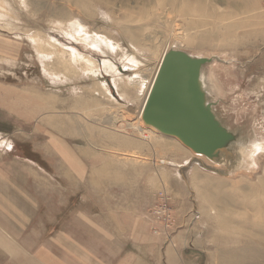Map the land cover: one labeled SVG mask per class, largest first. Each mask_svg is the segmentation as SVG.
<instances>
[{"label": "rangeland", "instance_id": "rangeland-1", "mask_svg": "<svg viewBox=\"0 0 264 264\" xmlns=\"http://www.w3.org/2000/svg\"><path fill=\"white\" fill-rule=\"evenodd\" d=\"M0 1L8 5L0 15V146L14 145L0 172L13 164L15 188L4 198L36 204L17 222L35 234L12 235L15 220L0 219L10 236L0 235V264H96L123 248L176 240L180 264H264V0ZM57 22L100 35L106 46ZM37 32L61 47H38ZM171 46L215 57L204 69L209 96L251 144L244 154L233 147V156L211 162L140 118ZM70 48L94 58V72L58 62L55 54ZM140 75L147 82L138 93ZM122 76L132 85L116 82Z\"/></svg>", "mask_w": 264, "mask_h": 264}, {"label": "water", "instance_id": "water-1", "mask_svg": "<svg viewBox=\"0 0 264 264\" xmlns=\"http://www.w3.org/2000/svg\"><path fill=\"white\" fill-rule=\"evenodd\" d=\"M215 57L193 55L171 46L166 49L143 106L145 125L177 138L211 162L243 154L249 148L240 131L231 129L210 99L204 69Z\"/></svg>", "mask_w": 264, "mask_h": 264}, {"label": "crops", "instance_id": "crops-1", "mask_svg": "<svg viewBox=\"0 0 264 264\" xmlns=\"http://www.w3.org/2000/svg\"><path fill=\"white\" fill-rule=\"evenodd\" d=\"M0 136H2V135H0ZM8 141H10V140H8ZM4 144L2 146H0V152H1L0 157H2L4 155V158H5L6 154L10 155L9 152H11L13 150L14 145H13V143H12V146L8 145L6 143H4ZM4 158H3V160H4ZM7 165L11 166V167L13 166L12 163H7ZM8 166H6V168H5L4 164H3L1 166L3 171L0 172V175H1V177H0V197L3 198V199L0 198V219H3V220L4 219H13V220H15V225H13L14 227L11 226L13 228L11 230L12 235H16V236L20 237L22 235H25V233H28V232L35 234L36 232H32L33 230H30L29 228L27 230H24L25 228L23 229V226L22 225L19 226V224L17 223V222H21V220L24 221V220L30 219L29 212H28V216L25 215V212L28 209H29V211H31V210L35 211L36 204L34 202V199L31 197L24 196V197L18 198L19 200L7 201L4 198V194L6 192L11 194V193H14V189H15V188H12V187H14V184L11 181V173L12 172H10L8 170L9 169V168H7ZM26 206H27V208H25ZM9 213H11V215H9ZM16 224H18V225H16ZM8 232H9V230H7L6 228H4L3 231L0 229V235L5 236V238L9 237L8 240H10V236H8V234H9ZM12 240H14L15 242H18L17 241L18 238L13 237ZM172 242H174V241H172ZM31 245L36 246L35 242H32ZM13 246H14V244H13ZM57 246L59 247V249H63L62 244L54 245L53 246L54 249ZM144 246H147V245L137 244V245H135V247L137 249H135L133 251L128 250L126 248H123L122 249L123 254H121L118 259L112 260V259L108 258V256H107V259L97 260L96 264H149L148 260L146 259V255H148V253L143 254L142 253L143 250L141 248H145V251H149V252H151L150 254L155 255V264H164V261L167 264H180V262H179L180 261V258H179V250H180L179 248L180 247L178 246L177 240L174 242L173 245L171 243H168L167 245L152 244V245H150L151 246L150 248L144 247ZM65 248H67V247H65ZM76 248H77V254H76L77 259H79V257H81L83 255L85 247L83 245L77 244ZM28 249H29L28 252L31 255L32 251L30 250L29 246H28ZM79 251L82 253H80ZM51 253H52V251L49 250V256H51ZM78 255H79V257H78ZM31 257H32V255H31ZM79 260H81V259H79ZM84 260H81L82 262H80V263L83 264ZM84 263L91 264L90 261H86ZM69 264H70V262H69Z\"/></svg>", "mask_w": 264, "mask_h": 264}, {"label": "bare ground", "instance_id": "bare-ground-1", "mask_svg": "<svg viewBox=\"0 0 264 264\" xmlns=\"http://www.w3.org/2000/svg\"><path fill=\"white\" fill-rule=\"evenodd\" d=\"M232 1V0H231ZM233 2L235 3V1L233 0ZM233 4V3H232ZM237 6V5H236ZM8 7V5H7V3L6 2H3V1H0V15H2V17H4L5 16V14L4 13H2L3 11H5L6 12V10L8 9L7 8ZM57 24H58V26L59 27H63V30L65 31V32H68V33H70L71 35H73V36H75L76 38H78V40H84V41H87V42H89V43H92L93 44V46H95V47H97V48H102L103 49V47L104 46H106V40H105V38L104 37H102V36H100V35H96V36H93V35H90L89 33H87V32H83V33H77V32H75V31H72L70 28L68 29V28H66V27H64L63 25H62V22H57ZM31 37L32 38H34L33 40L38 44L37 46L38 47H40V48H44V47H46V48H44L43 50H46V49H54L55 50V48L58 46L54 41H52L51 39H50V37H48V36H46V35H43L41 32H37L36 34L35 33H33V34H31ZM14 45H12V44H8V43H5V45H4V48H3V50L4 51H7V52H13L14 51ZM50 47V48H49ZM58 47H61V46H58ZM68 51V52H67ZM164 54V53H163ZM57 57V61L59 62V60H63V62H64V64H65V66L66 67H68V68H70L71 69V71L72 72H79V71H85V72H87V71H91V72H94V70H95V68H97V65H98V63H97V61L94 59V58H91L90 56H88V55H85V54H83V53H80V52H77L76 50H74V49H66V50H59L58 51V53H56L55 54ZM162 57H163V55H162ZM162 57H161V59H160V62H161V60H162ZM104 63H106V61L104 62ZM109 64V63H108ZM159 65H160V63H159ZM136 66H138L137 64H136ZM92 67V68H91ZM106 67H108V65L106 66ZM110 68H112V67H109V69ZM158 68H159V66H158ZM158 68H157V70H158ZM110 70H112V69H110ZM112 71H114V72H117V70H112ZM47 72L48 73H52V74H54V75H51V76H53V78H55V79H59V76H56V72H51V71H48L47 70ZM118 73V72H117ZM156 73H157V71H156ZM156 73H155V75H154V77H153V79L151 80V82H150V84H149V86L147 87V91H146V96H145V98H144V101H143V103H142V106H141V111H140V118H141V114H142V110H143V106H144V104H145V101H146V98H147V95H148V93H149V90H150V88H151V86H152V83H153V81H154V78H155V76H156ZM116 75H119V74H116ZM137 80V82H138V86H137V91H138V93H141L142 91H143V88L145 87V84H146V82H147V80L146 79H144L141 75L136 79ZM116 82H118L119 84H121V83H124V84H131L132 85V82H134V79L133 80H127V78L126 77H120V78H116ZM104 86V89L107 91H109V89L107 88V84H104L103 85ZM121 93H125V95H127V93L125 92V91H121ZM83 113V112H82ZM90 113V112H89ZM82 115V114H81ZM84 115H85V112H84ZM65 119V118H64ZM55 121V120H54ZM66 121V120H65ZM72 121V120H71ZM75 121V120H74ZM61 122H63V121H61ZM67 122H70L69 120L67 121ZM79 122H78V120L75 122V125L76 124H78ZM73 124V123H72ZM82 123H80V125H81ZM63 125V124H62ZM61 125V126H62ZM122 124H120L119 125V127L121 128V130L123 131V132H127V128L126 127H124L123 125L121 126ZM137 125V124H136ZM70 126V125H69ZM69 126H68V129H69ZM79 126V125H78ZM83 126H84V124H82L81 125V128L83 129ZM85 127V126H84ZM90 127V126H89ZM138 127H140L139 129H141V130H143V127L141 126V125H139ZM64 128L65 127H60L59 128V131H61V132H64ZM74 128H76V127H74ZM68 129L66 128L65 130H66V132L68 131ZM77 129V128H76ZM85 130H86V128H85ZM78 131V130H77ZM79 131H80V129H79ZM90 131L92 132L91 133V138H94V136H97L96 135V130L94 131L92 128H90ZM68 133V132H67ZM75 133V132H74ZM79 133V132H78ZM85 133V132H84ZM80 134V133H79ZM85 139V138H84ZM90 139V138H89ZM88 140V139H87ZM94 140V139H93ZM89 141V140H88ZM166 163V162H165ZM166 214H161V217H163L164 219H166V216H165ZM38 264V263H37ZM58 264H62V261L60 262V263H58Z\"/></svg>", "mask_w": 264, "mask_h": 264}, {"label": "built area", "instance_id": "built-area-1", "mask_svg": "<svg viewBox=\"0 0 264 264\" xmlns=\"http://www.w3.org/2000/svg\"><path fill=\"white\" fill-rule=\"evenodd\" d=\"M158 218H160V219H161V217H158Z\"/></svg>", "mask_w": 264, "mask_h": 264}]
</instances>
